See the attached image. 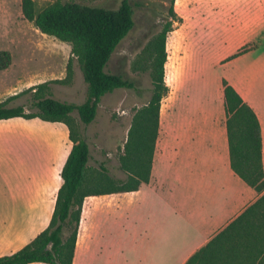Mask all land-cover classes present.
I'll use <instances>...</instances> for the list:
<instances>
[{
	"label": "crops",
	"instance_id": "1",
	"mask_svg": "<svg viewBox=\"0 0 264 264\" xmlns=\"http://www.w3.org/2000/svg\"><path fill=\"white\" fill-rule=\"evenodd\" d=\"M173 11L177 21L165 42L168 93L160 103L149 183L84 199L72 264H99L103 257V264H129L122 256L127 249H134L135 264H185L264 193L231 169L222 87L224 80L257 116L264 174V0H174ZM50 124L62 139L60 156L44 141L27 145L34 160L18 150L1 153L0 257L33 240L51 218L72 144L63 123ZM113 208L118 258L108 255Z\"/></svg>",
	"mask_w": 264,
	"mask_h": 264
},
{
	"label": "trees",
	"instance_id": "2",
	"mask_svg": "<svg viewBox=\"0 0 264 264\" xmlns=\"http://www.w3.org/2000/svg\"><path fill=\"white\" fill-rule=\"evenodd\" d=\"M173 4L174 0H170L163 25L148 42L144 55L132 65L133 72H149L151 89L147 102L132 113L126 140L117 158L125 178L116 179L108 174L104 164L98 168L89 165V147L78 131L73 114L77 115L79 123L87 126L94 121L104 95L117 89L137 90L133 80L105 71L113 53L135 26L132 5L128 0H122L116 9H106L86 5L80 0H54L37 10L33 0H21V13L26 21L40 33L70 45L67 78H70V65L75 58L87 86V95L82 104L53 98L50 84L64 83L65 78L43 82L24 91L30 94L27 107L0 102V121L20 118L63 123L72 144L60 172L62 184L47 227L15 253L1 256L0 264H72L84 199L134 192L142 184L149 183L159 133L160 103L168 93L164 81L165 42L172 23L177 21ZM252 48L253 44L247 45L229 59ZM9 63V53L0 52V70L7 68ZM222 87L231 169L257 193H263L259 121L254 111L224 80ZM185 264H264V193Z\"/></svg>",
	"mask_w": 264,
	"mask_h": 264
},
{
	"label": "rangeland",
	"instance_id": "3",
	"mask_svg": "<svg viewBox=\"0 0 264 264\" xmlns=\"http://www.w3.org/2000/svg\"><path fill=\"white\" fill-rule=\"evenodd\" d=\"M37 10H41L54 0H33ZM80 2L100 8L116 9L122 0H80ZM134 10L135 26L130 34L119 44L113 53L105 71L121 74L134 81L137 90L117 89L104 95L99 103L96 117L87 126L77 121V128L86 140L89 152V165L98 168L104 164L108 174L116 179H124L119 170L118 153L123 146L130 126L134 109L141 107L149 99L151 79L149 72H133V62L144 55L145 47L163 25V17L168 15L170 0H128ZM21 0H0V52L10 55L7 68L0 70V102L8 101L9 106L30 103L28 88L48 81L66 82L50 84L51 96L57 100L82 104L86 99L87 86L75 58L71 61V75L67 78V64L70 58V45L36 30L26 21L21 13ZM167 83L172 80V73L167 71ZM16 95V98H14ZM53 124L28 121L20 118L0 121V156L1 153L13 154L19 151L24 158L34 160V150L27 149L38 141L56 145L58 156L62 154L61 137ZM40 153H46L41 145ZM59 150L61 152L59 153ZM44 155V154H43ZM13 158V155H12ZM44 160V159H43ZM59 160V159H56ZM119 200V198H116ZM117 200L114 203L118 202ZM119 212L113 208L111 214V239L108 255L120 257ZM85 222L87 217L84 218ZM83 220V223H84ZM127 249L129 264H135L137 256ZM105 254V253H104ZM107 255V254H106ZM105 256V255H104ZM105 258L99 264H103ZM119 261V260H118Z\"/></svg>",
	"mask_w": 264,
	"mask_h": 264
}]
</instances>
